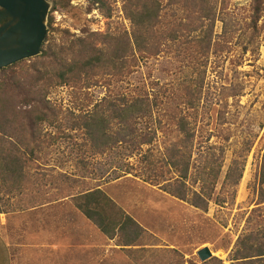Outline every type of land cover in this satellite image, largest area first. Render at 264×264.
<instances>
[{"label": "rangeland", "instance_id": "374dc122", "mask_svg": "<svg viewBox=\"0 0 264 264\" xmlns=\"http://www.w3.org/2000/svg\"><path fill=\"white\" fill-rule=\"evenodd\" d=\"M48 1L53 9L54 1ZM62 1L68 6L53 14L57 29L53 48L89 33L100 37L131 34L123 0H116L112 18L97 10L89 12L88 0ZM251 3L229 0V19L235 23L236 33L223 52L219 0L214 25L196 32L195 27H180L176 41L164 40L158 57L142 59L125 76L98 78V85L90 89H53L50 99L62 111L61 125L42 126V139L47 143L37 150V160L27 165L20 186L10 176L11 160L17 155L12 127L6 134L0 133V220L4 219L3 234L13 250L14 264H56L43 250L42 233L46 227L60 226L68 235L81 230L83 245L91 243L90 254L96 258L88 261L81 257L74 262L68 253L65 264H204L197 253L205 247L213 253L207 264H240L233 258L236 244L264 228L260 174L264 156V16L253 53L244 54L243 42L238 40L247 31ZM171 29L163 25L159 30ZM205 36H210L208 47L198 43ZM27 70L16 69L22 74ZM186 84L198 95L195 108L180 98ZM141 94L159 99L152 116L135 125L138 137L151 138L149 144L132 147L124 143L103 154L95 153L84 131L72 129L74 122L81 121L103 99ZM181 119L194 132L191 141L182 146L177 128ZM177 149L188 160V191L200 190L201 184H194L197 171L206 168L211 159L221 168L207 211L165 192L181 176L171 165ZM234 161L244 170L238 186L230 187L225 177ZM96 189L141 227L143 235L136 244L123 246L122 235L110 238L102 234L76 208L73 196Z\"/></svg>", "mask_w": 264, "mask_h": 264}, {"label": "trees", "instance_id": "16d2710c", "mask_svg": "<svg viewBox=\"0 0 264 264\" xmlns=\"http://www.w3.org/2000/svg\"><path fill=\"white\" fill-rule=\"evenodd\" d=\"M54 1L52 15L49 17L48 33L42 47V55L28 61L15 64L0 72V133L6 134L12 127L16 139L17 155L11 160L17 186L26 179L27 165L36 161L37 150L47 141L42 139V126L60 127L62 111L51 102L53 89L62 86H79L90 89L97 86L98 78L118 79L128 70L137 67L139 61L158 57L165 44L164 40L176 41L179 28L191 29L194 32L216 21V5L219 0H123V13L131 24V34L127 36L108 35L100 37L89 33L76 42L62 43L53 48L55 42L53 14L68 5L62 0ZM89 12L97 10L101 15L112 18L116 0H88ZM166 2L168 5H166ZM229 0H222V52L234 39L235 23L231 21ZM264 16V0H252L248 18L247 31L239 36L243 42V53H253L257 47L261 29L259 23ZM163 25L172 27L171 31L161 32ZM192 30V29H191ZM181 32V30H180ZM184 34V33H183ZM207 35V34H206ZM210 36L198 40L207 47ZM203 43V44H202ZM50 61V62H49ZM51 64L54 65L52 68ZM20 67L22 72H17ZM12 72V73H10ZM185 85L182 98L185 105L195 108V91ZM158 97L148 94L124 96L115 99H103L102 103L87 111L81 121L74 122L72 129L80 128L92 143L93 152L103 154L124 143L132 147L146 145L151 138L138 137L135 125L140 119L152 116V109L158 106ZM175 100V99H173ZM181 146L191 141L194 132L184 120L177 122ZM172 155L171 165L181 176L175 185L166 187L165 192L182 201L188 202L197 209L208 210L210 201L219 182L221 168L211 159L206 168L197 171L194 184H201L199 191H188L189 165L181 149ZM244 168L234 161L225 177L227 186H238ZM237 174V177H236ZM261 182L264 183V156L261 167ZM76 208L98 229L110 238L122 235L125 246H133L140 239L143 231L137 222L123 212L100 189L88 190L72 197ZM2 209L0 207V214ZM233 258L240 264H264V228L257 234L241 238L235 246ZM208 262V261H207ZM204 264H207L204 262Z\"/></svg>", "mask_w": 264, "mask_h": 264}, {"label": "water", "instance_id": "95a60500", "mask_svg": "<svg viewBox=\"0 0 264 264\" xmlns=\"http://www.w3.org/2000/svg\"><path fill=\"white\" fill-rule=\"evenodd\" d=\"M52 3L48 0H0V72L42 55ZM202 263L213 258L205 247Z\"/></svg>", "mask_w": 264, "mask_h": 264}, {"label": "crops", "instance_id": "0c3cea01", "mask_svg": "<svg viewBox=\"0 0 264 264\" xmlns=\"http://www.w3.org/2000/svg\"><path fill=\"white\" fill-rule=\"evenodd\" d=\"M46 168L49 167L46 166ZM84 217L86 218L85 215ZM87 220L90 221L89 219ZM3 222L4 219H1L0 220V264H14V255L12 252L13 250L3 234L4 233ZM66 232L67 231L65 229H62L61 226L51 228V230L49 227H46L44 229V232L42 233L43 250H45L46 252L48 251L50 253L49 256L50 259L55 260L56 264H65L66 256L68 253L72 254L74 262L81 261L80 260L81 257H83L88 261L92 259H96L92 254H90V251L92 252L91 249L92 244L90 243V245L89 244L83 245L85 240L83 238V233L81 232V230H75L73 235H68L66 234ZM70 236H73V238H71L72 240L68 239V237ZM116 236H119V234ZM124 241L125 240L123 238L122 239L123 246H125Z\"/></svg>", "mask_w": 264, "mask_h": 264}]
</instances>
